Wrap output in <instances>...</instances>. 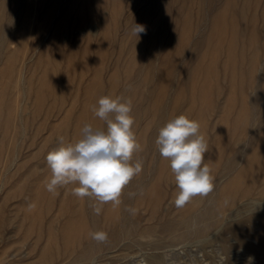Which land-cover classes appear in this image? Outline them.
<instances>
[{"label":"rangeland","instance_id":"1","mask_svg":"<svg viewBox=\"0 0 264 264\" xmlns=\"http://www.w3.org/2000/svg\"><path fill=\"white\" fill-rule=\"evenodd\" d=\"M5 1L0 25L22 21L24 29L12 30L13 42L0 47V218H14L0 231V264H37L43 246L48 248L46 264H246L249 256L254 257L252 264H264L248 247L259 244L263 229L249 217L251 209H259L253 203H264L255 195L258 180L249 196L235 199L236 220L225 211L210 232L200 236H173L161 229L187 217L196 206L203 210L215 205L218 192L226 194L246 160L247 155L240 157L223 173L236 142L248 141L251 126L261 124L259 133L264 129V0ZM134 22L145 27L138 38L130 32ZM102 96L131 99L132 127L140 144L130 163L139 161L142 170L124 187L118 205L73 195L78 184L58 187L55 194L45 187L51 177L45 158L61 146L59 137L65 144L75 143L85 124L106 129L92 111ZM252 96L262 103L253 121ZM180 115L200 124L208 143L203 163L211 170L213 189L178 208L174 174L155 140L159 129ZM260 154L262 175L264 150ZM30 204L35 207L30 209ZM95 207H100L99 214ZM51 215L59 219L51 221ZM106 216L118 219V225H111ZM72 217H81L71 225L75 231L108 235L121 224L124 235L87 260L67 259L66 247L79 252L88 242L84 234L78 236L80 241L62 237Z\"/></svg>","mask_w":264,"mask_h":264},{"label":"clouds","instance_id":"2","mask_svg":"<svg viewBox=\"0 0 264 264\" xmlns=\"http://www.w3.org/2000/svg\"><path fill=\"white\" fill-rule=\"evenodd\" d=\"M145 32L141 24L133 23L131 33L139 37ZM131 99L117 96H102L98 107L93 106L94 115L105 122L106 129L93 128L85 124L82 138L75 143H64L59 137L60 147L46 155L51 177L46 190L55 194L58 187L78 184L72 189L73 195L84 198L94 197L99 205L112 202L120 203L122 190L131 179L142 170L137 161L130 163L134 152L140 149L133 131L134 119L130 115ZM159 154L169 161L177 186L175 205L185 206L193 197L206 195L213 189L210 168L203 163L208 143L200 133V124L185 115L177 116L159 129L155 140ZM30 204L29 208H34ZM97 214L100 207H95ZM134 212V210H132ZM98 242L107 239L104 232L90 233ZM254 257L249 256L246 264H252Z\"/></svg>","mask_w":264,"mask_h":264},{"label":"bare ground","instance_id":"3","mask_svg":"<svg viewBox=\"0 0 264 264\" xmlns=\"http://www.w3.org/2000/svg\"><path fill=\"white\" fill-rule=\"evenodd\" d=\"M13 1V3H18V2H20L21 0H12ZM138 1V0H137ZM140 1V0H139ZM138 1V2H139ZM150 1V0H149ZM172 1V0H171ZM185 1V0H184ZM27 2V1H26ZM30 2V1H29ZM151 2H153V0H151ZM175 2V0L173 1V3ZM159 3H160V1H159ZM150 4V3H149ZM172 4V3H171ZM7 5V1H5V0H0V12H1V14H2V12H3V10H2V8H4L5 6ZM26 5V4H25ZM152 5V4H151ZM161 5V7H162V3L160 4ZM174 5V4H173ZM21 6V5H20ZM29 6V5H28ZM153 6V5H152ZM155 6H156V4H155ZM7 7V6H6ZM146 7H147V5H146ZM171 7V6H170ZM67 8V7H66ZM150 8V7H149ZM153 8V7H152ZM23 9V8H22ZM144 9V8H143ZM147 9V8H146ZM161 9V8H160ZM2 10V11H1ZM148 10V9H147ZM171 10V9H170ZM22 11V10H21ZM144 11V10H143ZM158 11H159V9H158ZM166 11V10H165ZM172 11H174L173 9H172ZM141 12V11H140ZM148 12V11H147ZM160 12V11H159ZM11 13V12H10ZM144 13V12H143ZM0 14V15H1ZM150 14L152 15L153 13H151L150 12ZM20 15V14H19ZM65 14H64V11H63V14H62V16H61V18H60V21H61V19H63V16H64ZM2 16H3V14H2ZM143 17V16H142ZM1 18H3V17H1L0 16V19ZM81 18H83V16L81 17ZM80 18V19H81ZM137 18H138V16H137ZM136 18V19H137ZM144 18V17H143ZM136 19H135V21H136ZM146 19V18H145ZM64 20V19H63ZM62 20V21H63ZM82 20H84V19H82ZM134 21V20H133ZM132 21V22H133ZM166 21V20H165ZM11 22L12 21H9V20H6V22L4 23H2L1 25H0V47H3L5 44H6V46H7V44L8 43H10L11 41H12V38H11V34L13 33L12 32V30H14V29H16V30H20V29H24V28H22V26L24 27V25H22V21H20V23H14L13 25H12V27H10V25H11ZM24 22V21H23ZM58 22H59V20H58ZM77 23H78V20L76 21ZM76 22H75V24H76ZM138 22V21H137ZM1 23V22H0ZM25 23V22H24ZM23 23V24H24ZM63 23V22H62ZM86 23V22H85ZM139 23V22H138ZM137 23V24H138ZM144 23H146V22H144ZM59 24H60V22H59ZM79 24H81V23H79ZM28 25H29V23H28ZM83 25H84V22H83ZM133 25V24H132ZM131 25V26H132ZM142 25H144V24H142ZM53 26H56V24H54ZM130 26V27H131ZM29 27V26H28ZM57 27V26H56ZM79 27H80V25H79ZM82 27V26H81ZM162 27V26H161ZM39 29V28H38ZM73 29V28H72ZM76 29V28H75ZM82 29H83V27H82ZM82 29H80V31L82 30ZM52 30V29H51ZM55 30H57V29H54V27H53V31L55 32ZM24 31V30H23ZM129 31V30H128ZM58 32V31H57ZM130 32H131V30H130ZM17 33V32H16ZM61 33V32H60ZM81 33V32H80ZM144 33V32H143ZM22 34V33H21ZM130 34V33H129ZM159 34V33H158ZM68 35H70V34H68ZM55 36H57V35H55ZM59 36V35H58ZM67 36V35H66ZM131 36V35H130ZM144 35H142V37H143ZM155 36V35H154ZM71 37V36H70ZM67 38V37H66ZM138 38V37H137ZM53 39H55L54 38V36H53ZM56 39H57V37H56ZM141 39V38H140ZM170 39V38H169ZM195 39V38H194ZM52 40V39H51ZM196 40V39H195ZM202 40H203V38H202ZM59 41V40H58ZM153 41V40H152ZM173 41V40H172ZM13 42V41H12ZM16 43H17V41H15ZM14 42V43H15ZM23 41L21 40V43H22ZM194 43H197L198 42V40H197V42L196 41H193ZM199 42H200V39H199ZM202 42L203 41H201V46H202ZM204 42H205V40H204ZM18 43H20V40H18ZM193 43V44H194ZM11 44V43H10ZM198 44V43H197ZM200 44V43H199ZM198 44V46H200ZM205 44V43H204ZM13 45V44H12ZM5 46V48H7ZM10 46V45H9ZM193 46V45H192ZM196 46V45H195ZM196 48V47H195ZM197 49V48H196ZM195 49V50H196ZM194 50V51H195ZM198 50V49H197ZM191 51H192V49H191ZM12 53H14V52H11V54ZM18 53V52H17ZM10 54V55H11ZM15 54V53H14ZM191 53L189 52V54L187 55V56H189ZM9 55V56H10ZM7 56V55H6ZM9 56H8V58H9ZM13 54H12V58H13ZM16 56V55H15ZM12 58H10L11 59V61H12ZM4 60V59H3ZM7 61H8V59H7ZM6 61V62H7ZM148 65H150V62L149 63H147ZM148 65H147V68H148ZM151 66V65H150ZM149 66V67H150ZM259 67H261V66H259ZM264 67V66H263ZM146 68V69H147ZM155 68V67H154ZM157 69V68H156ZM145 71H147V70H145ZM145 71H144V73H145ZM148 71H149V69H148ZM147 71V72H148ZM157 71V70H156ZM168 71V70H167ZM167 71H166V73H167ZM152 72V71H151ZM150 72V73H151ZM154 73V72H153ZM157 73V72H156ZM148 74V73H147ZM258 74H259V71H258ZM158 76V74H155V76ZM170 75H171V72H170ZM170 75H168L167 74V76H169L170 77ZM148 77V76H147ZM151 77V75L148 77V78H150ZM147 78V79H148ZM153 78V77H152ZM151 79V78H150ZM155 80H156V77H155ZM264 81V80H263ZM262 81V82H263ZM149 82V81H148ZM155 82V81H154ZM261 82V83H262ZM264 83V82H263ZM262 83V84H263ZM155 84V83H154ZM258 84H260V83H258ZM261 85V84H260ZM258 88H259V85H258ZM258 90V89H257ZM259 91V90H258ZM252 100H253V96H252ZM256 101H257V99H254L253 100V103H252V106H251V108H252V113H251V115H252V117H251V120L253 121L254 120V118H253V116H254V111L257 109V107L258 106H261L262 105V103H261V105H259L258 104V102L256 103ZM263 101V100H262ZM260 108V107H259ZM261 108H262V114H264V105H262L261 106ZM264 119V118H263ZM263 119H261V121L263 120ZM256 120V119H255ZM261 124H258L257 126H256V128L255 127H253V126H251V128H250V130H249V135H248V141L247 142H245V143H243V144H241L240 145V141L238 140V142H236V148L237 149H235V151L233 152V154H232V157H230V158H228L227 159V161L223 164V173H225V172H228L229 170H231L230 168H232V166H234L238 161H239V159H240V157H243V156H245L246 157V155H247V157H246V160H245V162H244V164H241V163H243V162H241L240 164L241 165H243L240 169H239V171L238 170H236L237 171V173H235V175H234V178L232 179V182H233V186L229 189V190H226V194H224V195H220V192L222 191V190H220V188H219V190H220V192H218L217 194H218V197H216L215 198V200H217V201H215V205L214 204H212L211 206H209L208 208H205V209H203V210H200L199 208H197V206H196V208H195V210L193 211V212H191V213H189V215L187 216V217H183V218H180L178 221H176L175 223H170L169 222V224H163V225H161L162 227H161V229L163 230H169V231H171L170 233H172V235L174 234V235H176V236H179V237H183V236H185V235H192V236H200V235H204V234H207L208 232H210V230L214 227V225H215V222L216 221H218L220 218L222 219V217L223 216H225V214L223 215L222 213L223 212H227V214H228V217L231 219V220H236V216H234L235 214H236V211L237 210H235V207L234 206H236L235 205V199H237V196L239 197H241V198H243V197H246V196H249L250 194H251V191H252V189H253V185H255V183H256V180H258L259 182V184H258V189H257V191L255 192V195L257 194V195H259V196H261V197H263L264 198V172L262 173V175H261V173L259 172V166L261 165V151L262 150H264V142L263 141H259V140H261V139H264V129L262 128V130L263 131H261L260 133L259 132H257V130H258V128H261V126H260ZM254 146V147H253ZM244 160V159H243ZM239 163H238V165H240ZM11 167V166H10ZM236 168V169H237ZM228 176V175H227ZM223 177V176H222ZM231 177H233V176H231ZM230 177V178H231ZM244 178V182L243 183H240V181H239V179H241V178ZM227 178V177H226ZM225 178V179H226ZM219 181V180H218ZM220 181H221V179H220ZM225 181H227V180H225ZM224 181V182H225ZM224 182H223V184H224ZM217 184V183H216ZM220 185L221 187L222 186H225V184L224 185ZM219 186V187H220ZM215 187H216V185H215ZM225 188V187H224ZM210 198V197H209ZM246 199V198H245ZM201 200H203V198H201ZM201 200H200V202H201ZM214 200V199H213ZM240 200V199H239ZM249 200V199H248ZM199 201V200H198ZM249 201H251V200H249ZM195 202H196V200H195ZM241 202V201H240ZM251 202H254V201H251ZM49 203V202H48ZM237 203H239V202H237ZM236 203V204H237ZM200 204V203H199ZM198 204V205H199ZM249 205H251V204H249ZM253 205H257L256 207L257 208H259L258 210H255V209H251V213H250V218L251 219H254L255 221H257V223L263 228L262 229V232H261V234L259 235L260 237H259V239H260V241H259V244L255 247V248H253V247H251V246H249L248 245V247L249 248H251L252 250H254L259 256H261V257H263L264 258V203H261V202H259V203H257V204H255V203H253ZM205 206V205H204ZM47 207V206H46ZM59 208H62V209H65V207L64 206H62V204H60V206H59ZM253 208H255V207H253ZM46 210L47 209H49V208H45ZM44 209V211H46ZM58 212V214L60 215H63V212H62V210L61 209H58L57 210ZM225 212V213H226ZM248 212V211H247ZM61 215H60V217H61ZM26 216V213H24V217ZM52 216V217H51ZM50 217H51V221H54L55 220V218L54 217H56L55 215L53 216V215H51ZM58 216V215H57ZM227 216V215H226ZM59 217V216H58ZM107 217V221H110L111 222V225H115L116 223H117V221L119 222V220L117 219L116 220V218L115 217H113V216H106ZM106 217H105V220H106ZM16 218V217H15ZM57 218V217H56ZM12 219H14V218H9L8 220H4V221H1V218H0V231H1V229L3 230V228L4 227H6L8 224H10L12 221ZM21 219H23L24 220V218H21ZM57 219H59V218H57ZM56 219V220H57ZM81 220V217H72V218H70V219H68L67 221H66V223H65V226L62 228V237L65 239V241H66V239L67 238H69V241L71 242L72 240H79L80 241V239H77L78 238V236L80 235L81 236V234H84L85 235V239L88 241L85 245H83V247H82V250L81 251H79V252H76V250H74V247L72 248V245H71V248L73 249V250H71V248H69L68 249V247H66L65 249L66 250H69V251H67V252H65V254H67V256H66V258L67 259H69L70 258V260H73V261H75L77 258H79L80 260H87L89 257H91L95 252H97V251H99L101 248H103V247H111V246H113V245H115L116 244V241L118 240V238L122 235H124V233H123V231H121L122 230V225L121 224H119L121 227H120V229H118V230H115V229H113V230H109L110 232H109V234L107 235V239L105 240V241H103V242H98V241H95V240H93L92 238H91V235H90V231H89V233H87L85 230L84 231H82V230H77V231H75L74 229H73V227L71 226L72 224L74 225V223H75V221L76 220ZM220 219V220H221ZM94 220V219H93ZM14 221V220H13ZM19 221H21L20 220V218H19ZM95 222V221H94ZM105 222V221H104ZM22 223H23V221H22ZM109 223V222H108ZM105 224V223H104ZM110 225V227H112ZM117 225H118V223H117ZM195 225H197L196 227H195ZM239 224H237L236 226H235V230L237 229L236 227L238 226ZM19 227H21V223L19 224ZM102 227V225L100 226V228ZM104 227V226H103ZM117 227H119V226H117ZM68 228V229H67ZM15 229H18V224H17V228H15ZM20 229V228H19ZM18 229V230H19ZM105 229H107V226L105 227ZM17 230V231H18ZM63 230H66V232H63ZM180 230H183L181 233H178ZM4 231V230H3ZM14 231V230H13ZM5 232V231H4ZM93 232H98V231H93ZM93 232H91V233H93ZM103 232V231H102ZM10 233V232H9ZM14 233H15V231H14ZM237 233V232H236ZM2 235V234H1ZM26 235V234H25ZM173 235V236H174ZM1 237V236H0ZM5 238V237H4ZM82 238H83V235H82ZM81 238V239H82ZM24 239V238H23ZM171 239H172V237H171ZM174 239V238H173ZM0 240H1V238H0ZM6 240V239H5ZM4 240V241H5ZM35 240H37V241H39L40 240V237L39 236H36V238H35ZM83 240V239H82ZM85 240V241H86ZM181 240V239H180ZM26 241V240H25ZM76 241V245H78V247H80L79 245L80 244H78V242ZM84 241V242H85ZM69 242V243H70ZM74 243L73 244H75V241H73ZM34 243H36V241L34 242ZM44 244V243H43ZM35 244H33L32 246H34ZM70 244H68V246H69ZM30 248H31V246H29ZM35 247V246H34ZM76 247V246H75ZM33 248V247H32ZM77 249V248H76ZM31 250L32 249H30V252H31ZM66 250H64V251H66ZM63 251V252H64ZM48 254V248L47 247H45V246H43L42 247V249H41V251H40V253H39V260H38V263L37 264H46V255ZM63 254V253H62ZM64 255V254H63ZM63 255L61 256L62 257V259H60V260H63L64 261V258H63ZM74 255V256H73ZM56 262V261H55ZM89 263V262H88ZM68 264V263H67Z\"/></svg>","mask_w":264,"mask_h":264}]
</instances>
